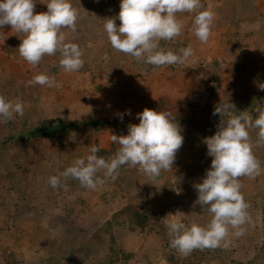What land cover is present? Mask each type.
Instances as JSON below:
<instances>
[{
    "label": "rangeland",
    "instance_id": "374dc122",
    "mask_svg": "<svg viewBox=\"0 0 264 264\" xmlns=\"http://www.w3.org/2000/svg\"><path fill=\"white\" fill-rule=\"evenodd\" d=\"M46 2L36 0L34 11H47ZM73 2L79 10L77 31H63L83 49L84 66L78 72H65L59 53L45 56L38 66L30 65L18 51L23 34L10 25L0 28V95L24 104L22 117L14 114L0 122V264H5L1 254L5 248L14 251V264H93L104 254L108 230L118 248L129 255L119 264H169L162 252L161 228L153 219L141 230L119 214L112 228H102L116 210L137 201L143 211H160V222L175 215L188 226H206L211 215L196 203L194 186L211 167L205 139L215 134L221 118L207 123L206 132L180 126L183 145L172 170L158 177L124 165L115 181L108 179L96 189L82 187L71 177L61 178V186L54 189L48 178L90 154L93 144L108 151L106 158L113 156L119 145L111 135H127L125 120L139 123L137 114L144 108L156 106L157 111L204 121L217 105L229 101L236 110L245 106L242 112L255 118L256 106H264V93L252 106L246 105L252 93L264 86V0H201L204 9L215 13L207 43L192 32L195 14L178 13L184 22L182 34L160 42L175 52L191 46L194 56L185 64L164 67L137 61L111 47L104 19L118 17L120 0L108 5L106 0ZM40 73L55 77L57 86L28 85ZM13 78L17 84L11 82ZM209 86L217 89L211 98L205 93ZM57 117L71 126L50 138L28 137L34 126L42 121L54 124ZM83 119L106 123L74 125ZM249 132L255 142L258 130ZM9 136V142H1ZM253 150L262 171L255 179L240 178L252 221L245 225L246 234L230 235L227 248L197 249L187 256L176 249L178 257H190L198 264H264V147ZM97 175L103 178V170Z\"/></svg>",
    "mask_w": 264,
    "mask_h": 264
},
{
    "label": "clouds",
    "instance_id": "9594fccd",
    "mask_svg": "<svg viewBox=\"0 0 264 264\" xmlns=\"http://www.w3.org/2000/svg\"><path fill=\"white\" fill-rule=\"evenodd\" d=\"M36 0H0V28L10 25L23 34L18 47L20 56L32 66H38L45 56L59 53V64L65 72H78L84 66L83 49L68 40L63 29L77 31L79 10L71 0H47V11H34ZM178 13H194L192 32L201 43L212 35L215 13L204 9L201 0H120L118 17L104 19V31L111 47L125 55L154 67L185 64L194 56L191 46L178 52L166 50L160 41H171L182 34L184 22ZM116 19L120 24L117 26ZM56 87L55 77L45 73L35 75L28 85ZM264 90V86H261ZM255 118L247 111L237 112L231 102H222L214 109L221 119L214 135L205 139L211 167L201 183L196 203L206 207L211 215L206 226L186 225L181 219L166 220L170 246L187 256L194 250L227 248L230 235L240 238L251 224L250 205L241 191L240 178L255 179L261 174V161L255 147H264V106L254 109ZM240 113V114H236ZM14 114L24 115V104L0 95V122H7ZM139 123L128 126L127 135H111L118 144L116 153L105 158L98 156L100 148L93 144L86 157L76 159L59 175L48 178L54 188L61 186V178L78 180L82 187L96 189L106 180L115 181L122 166L138 167L149 177L172 170L176 153L184 137L175 117L168 111L144 108L137 114ZM53 125V124H52ZM250 129H257L253 142ZM103 170V178L97 175Z\"/></svg>",
    "mask_w": 264,
    "mask_h": 264
},
{
    "label": "trees",
    "instance_id": "16d2710c",
    "mask_svg": "<svg viewBox=\"0 0 264 264\" xmlns=\"http://www.w3.org/2000/svg\"><path fill=\"white\" fill-rule=\"evenodd\" d=\"M112 0H106L105 4H111ZM160 45L162 47V43L160 42ZM177 45V43H176ZM182 48V46H181ZM180 48L176 49L177 51ZM175 52V51H174ZM55 66L52 65L51 69L54 70ZM208 81V80H207ZM12 83L17 84V81L13 78L11 80ZM212 89V90H211ZM215 90H217L216 88H210L206 90L205 89V93L207 94L208 97H212L213 94L216 92ZM260 92L264 93V91L260 90V91H255L252 93V97L249 99L248 104L246 105L248 106H252V104L256 101V99L258 98ZM154 109L156 108V106H153ZM245 109V106L241 107L240 109H235L237 112H242ZM214 113V111H213ZM211 114L206 120L204 121H200L198 119V117H193L192 119H186L185 117H180V116H174L176 122L179 124V126H187V127H191L192 129H196V128H200L201 130L203 129L204 132H206V124L209 122H212L214 120H217L219 118H221L218 114L214 115ZM236 114H240V113H236ZM54 121H57L59 123L60 129L58 130H54V131H47L45 130V128L51 127L52 124L50 122L47 121H42L40 122L38 125L34 126V128H32L30 131H28V137L32 138V137H45V138H50L53 137L55 135H59L60 133H57V131L59 130H66L69 128V126H71L70 124L64 123L61 121L60 118H54ZM127 126L130 124H134L131 121L125 120ZM104 123H106V121L103 120H96V121H89L87 119H83V120H79V121H75L74 125H83V124H90L91 126H101ZM110 124V123H109ZM116 125L115 123H112ZM138 124V123H137ZM11 139V137H6L4 139L1 140V142L3 143H7L9 142V140ZM205 144L202 145V149H204ZM107 150H103L100 149V151L97 153L98 156H102V157H107ZM123 169V166L121 167V171ZM119 214H123L125 216H127V222L131 223L133 225H135L137 228L143 230L145 229L146 225L148 222H150V219H153L154 224H156L159 228H161V235L163 236V240L165 242V246H163L162 248V252L164 255V258L166 260L167 263L169 264H198V262L193 263L190 259V257H184V258H180L177 256L176 253V249L172 248L170 246V239L171 237L168 235V228L166 227V224L163 222H160V217L162 215V213L160 211L157 210H152V209H147L146 211H143L140 209V202L137 201L133 204L131 203H127L125 204L123 207L119 208L118 210H116L112 215L111 218L109 220H107L104 224V228H102L103 231H106L108 228H112L114 222L116 221V217ZM153 226V225H152ZM165 229V231H164ZM108 238H107V243H106V248L104 251V254L101 258H96L94 259V261L92 262L93 264H119V262H121L122 260H128V254L124 251V250H120L117 246V242L116 239L113 235V233L108 230ZM96 239L99 240V236L100 233L97 232L96 233ZM99 235V236H98ZM195 253V252H194ZM1 254L3 256V259H5V264H14V259H15V253L12 250H8L7 248L3 249V251H1ZM8 258V259H7ZM7 260V261H6ZM146 264H152L151 262H147Z\"/></svg>",
    "mask_w": 264,
    "mask_h": 264
},
{
    "label": "water",
    "instance_id": "95a60500",
    "mask_svg": "<svg viewBox=\"0 0 264 264\" xmlns=\"http://www.w3.org/2000/svg\"><path fill=\"white\" fill-rule=\"evenodd\" d=\"M57 129H60V126H59L58 122L54 123L51 127L45 128V130H47V131H54V130H57Z\"/></svg>",
    "mask_w": 264,
    "mask_h": 264
},
{
    "label": "crops",
    "instance_id": "0c3cea01",
    "mask_svg": "<svg viewBox=\"0 0 264 264\" xmlns=\"http://www.w3.org/2000/svg\"><path fill=\"white\" fill-rule=\"evenodd\" d=\"M73 3H74L73 6L76 7V6H77V3H76V2H73ZM232 67H233V66H232Z\"/></svg>",
    "mask_w": 264,
    "mask_h": 264
},
{
    "label": "built area",
    "instance_id": "2783aa9c",
    "mask_svg": "<svg viewBox=\"0 0 264 264\" xmlns=\"http://www.w3.org/2000/svg\"><path fill=\"white\" fill-rule=\"evenodd\" d=\"M2 48H3V47L0 46V53H1V51H2Z\"/></svg>",
    "mask_w": 264,
    "mask_h": 264
}]
</instances>
